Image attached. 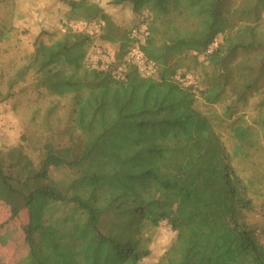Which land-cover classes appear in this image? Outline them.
<instances>
[{"label": "trees", "instance_id": "1", "mask_svg": "<svg viewBox=\"0 0 264 264\" xmlns=\"http://www.w3.org/2000/svg\"><path fill=\"white\" fill-rule=\"evenodd\" d=\"M58 1L67 23L102 29L65 24L14 67L0 62V102L68 106L60 142L59 102L44 108L37 162L21 144L0 149V203L18 225L26 213L16 264H140L164 221L176 237L156 264H264V0H102L130 27L101 0ZM13 18L14 0H0V46L18 50ZM139 24L155 77L124 62ZM96 41L114 47L107 70L89 66Z\"/></svg>", "mask_w": 264, "mask_h": 264}, {"label": "rangeland", "instance_id": "2", "mask_svg": "<svg viewBox=\"0 0 264 264\" xmlns=\"http://www.w3.org/2000/svg\"><path fill=\"white\" fill-rule=\"evenodd\" d=\"M103 8L111 14L112 18L127 27L132 26L135 21L132 19L130 12L125 8H111L104 5V1H100ZM66 7L58 0H14V18L13 26L20 33V47L18 50H10L7 44L0 46V62L3 68L14 67V58L19 59L25 52H30L31 46L35 38L42 35L44 41L48 40V36L57 30H64ZM264 18V11H263ZM81 22V21H80ZM74 29V25H71ZM70 26V27H71ZM79 30V29H76ZM81 31V30H79ZM93 36V37H98ZM220 37L216 41H219ZM214 45L212 46V48ZM99 48L109 52L113 60V45L104 43L102 45L96 44L92 47ZM91 49V51H92ZM91 51L89 58L91 57ZM204 57L200 56L202 60ZM89 63V59H88ZM180 75L176 77L183 86L193 85L195 78L193 75H186L185 79H180ZM50 102H59L55 111L49 115L50 122L54 126L53 139L60 142L58 134L66 123V115L68 112L67 102L65 100H53L48 97L39 98L36 94H19L13 99L0 102V149L5 150L17 144L23 145L24 152L31 157L34 162H37V157L41 150L40 144L37 142V137L44 134L41 128L42 118L44 117V108ZM38 108V111H30ZM35 112L34 119L31 120V114ZM56 129V130H55ZM47 133V132H46ZM23 135L28 136V141H21ZM44 140L42 137L41 142ZM20 222L26 223V213H20ZM176 237V233L172 231L171 227L166 221L161 223L160 227L156 229L152 235L150 254L148 257L142 259L140 264H156L161 255L171 246ZM21 254V252H18Z\"/></svg>", "mask_w": 264, "mask_h": 264}, {"label": "built area", "instance_id": "3", "mask_svg": "<svg viewBox=\"0 0 264 264\" xmlns=\"http://www.w3.org/2000/svg\"><path fill=\"white\" fill-rule=\"evenodd\" d=\"M71 25H74L76 29H79L85 34L91 36L99 35L102 29V24L99 22L88 23L85 21H81ZM147 36L148 30L145 24H139L130 29L129 38L132 40V45L130 46L124 57V62L133 65L137 70L138 75L145 78L155 77L157 75L156 64L153 61L149 60L141 49V46L145 43ZM211 49L212 47L209 48L207 53L210 52ZM112 63L113 60L109 52H106L99 48L92 49L91 57L89 58V66L99 68L101 70H107L109 66L112 65ZM123 69L124 65H122V67H119L114 72L117 79H121L123 77Z\"/></svg>", "mask_w": 264, "mask_h": 264}, {"label": "crops", "instance_id": "4", "mask_svg": "<svg viewBox=\"0 0 264 264\" xmlns=\"http://www.w3.org/2000/svg\"><path fill=\"white\" fill-rule=\"evenodd\" d=\"M22 225L15 223L8 207L0 203V264H16L24 256Z\"/></svg>", "mask_w": 264, "mask_h": 264}]
</instances>
